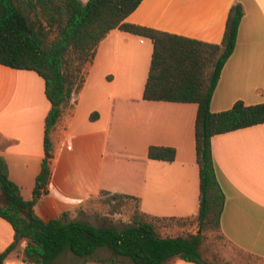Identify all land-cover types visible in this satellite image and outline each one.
Segmentation results:
<instances>
[{
	"label": "crops",
	"instance_id": "crops-1",
	"mask_svg": "<svg viewBox=\"0 0 264 264\" xmlns=\"http://www.w3.org/2000/svg\"><path fill=\"white\" fill-rule=\"evenodd\" d=\"M235 2L243 5L244 14L235 49L211 99L213 112L229 109L238 100L247 105L264 102V0H143L126 18L217 43ZM152 53L150 38L119 28L100 41L86 66L82 89L51 131V178L34 206L40 218L71 214L105 192L139 197L147 215L183 218L188 220L183 232L198 231V104L143 98ZM50 108L41 75L0 63V154L25 199L33 196L45 156ZM151 145L175 147V159L149 158ZM211 148L225 194L221 230L237 249L264 260V122L215 134ZM14 234L11 223L0 216V251L13 242ZM26 241L22 239L3 264H33L23 259ZM68 256L71 259L59 264L78 260ZM164 264L196 263L175 257Z\"/></svg>",
	"mask_w": 264,
	"mask_h": 264
},
{
	"label": "trees",
	"instance_id": "trees-1",
	"mask_svg": "<svg viewBox=\"0 0 264 264\" xmlns=\"http://www.w3.org/2000/svg\"><path fill=\"white\" fill-rule=\"evenodd\" d=\"M142 1L0 0V63L36 71L45 80V93L51 102L45 120V156L31 199L23 197L20 186L9 175L6 157L0 154V216L11 223L15 232L13 242L0 251V264L22 239L27 240L23 259L33 264H59L64 254L81 260L82 264H120L121 258L133 264H164L175 257L196 264H212L206 260L204 249L207 232L216 231L228 241L220 224L225 194L217 178L211 138L264 122V102L247 105L238 100L229 109L211 110L221 71L235 49L243 5L240 2L231 5L223 38L215 43L127 22L126 18ZM114 28L153 41L144 99L198 104L195 138L200 202L195 233L161 235L156 220L166 218L147 215L140 209L139 197L129 194L113 195L119 201L127 198L136 203L131 222L122 226L71 219L69 211L49 220L35 213V203L47 191L51 178V131L63 108L82 89L86 66L94 58L100 41ZM95 115L92 113L91 118ZM148 156L173 161L176 149L151 145ZM101 249L111 255L98 257Z\"/></svg>",
	"mask_w": 264,
	"mask_h": 264
},
{
	"label": "rangeland",
	"instance_id": "rangeland-1",
	"mask_svg": "<svg viewBox=\"0 0 264 264\" xmlns=\"http://www.w3.org/2000/svg\"><path fill=\"white\" fill-rule=\"evenodd\" d=\"M86 3L88 0H81ZM136 203L133 200L123 198H115L113 194L101 192L91 197L80 208L70 214L76 216V219L90 221L96 225H106L113 223L122 226L131 222L133 211ZM188 220H156L159 233L164 236H177L193 232H183L184 224ZM198 226V224H197ZM206 252V260L212 264H223L229 262L231 264H264V260L253 257L233 246L231 243L219 236L218 232H207L206 241L204 243ZM111 254L106 249L98 251V257H109ZM70 257L63 255L62 260ZM71 259V258H70ZM76 259V258H74ZM78 263V260L73 262ZM120 264H133L129 259L121 258Z\"/></svg>",
	"mask_w": 264,
	"mask_h": 264
}]
</instances>
